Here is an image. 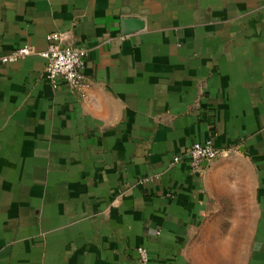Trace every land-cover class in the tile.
I'll list each match as a JSON object with an SVG mask.
<instances>
[{"label":"crops","instance_id":"1","mask_svg":"<svg viewBox=\"0 0 264 264\" xmlns=\"http://www.w3.org/2000/svg\"><path fill=\"white\" fill-rule=\"evenodd\" d=\"M51 31L86 50L84 94L43 75ZM21 45L0 264H264V0H0V55ZM207 138L228 152L171 164Z\"/></svg>","mask_w":264,"mask_h":264},{"label":"built area","instance_id":"2","mask_svg":"<svg viewBox=\"0 0 264 264\" xmlns=\"http://www.w3.org/2000/svg\"><path fill=\"white\" fill-rule=\"evenodd\" d=\"M67 37L68 35L61 31H51L46 34V48L38 52L45 59L43 75L52 85H56L61 80L70 89L84 94L89 86L82 72L86 50L67 43L65 41ZM32 52V48L28 45L18 46L10 52L0 55V63L17 62L29 56ZM223 152L227 153L228 150L223 151L215 147L212 139L207 138L203 141L193 142L180 154L174 155L171 164L186 159L190 172L195 174L201 171L204 162L216 158ZM146 180L147 178L141 179V181ZM135 250L137 252L136 264H147L149 258L146 249L138 246Z\"/></svg>","mask_w":264,"mask_h":264}]
</instances>
